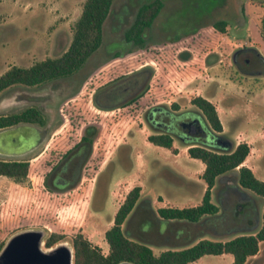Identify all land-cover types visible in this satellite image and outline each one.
Instances as JSON below:
<instances>
[{"label":"rangeland","instance_id":"obj_1","mask_svg":"<svg viewBox=\"0 0 264 264\" xmlns=\"http://www.w3.org/2000/svg\"><path fill=\"white\" fill-rule=\"evenodd\" d=\"M84 1L0 0V26L4 25L0 29V74L13 64L29 66L36 60L60 55L64 48L59 44L56 49L57 34L67 36L69 44ZM145 1L148 0H114L103 29L107 46L100 48L85 65L80 90L62 103L64 115L50 123L42 144L25 156L29 159L27 175L15 178L0 174V216L22 208L34 211L39 204V191L47 186L46 172L61 152L79 140L88 125L96 131L83 177L78 181L77 197L57 212L68 224L69 235L61 241L72 245L70 235L81 231L107 253L105 230L112 225L126 194L137 185L138 201L142 203L140 216L133 220H153L158 206L198 203L205 189L200 177L204 163L190 157L185 151L187 144L179 138L173 140L177 152L146 138L157 131L146 117L151 105L169 106L176 101L180 110L195 108L189 101L194 94L212 95L223 132L233 144L240 140L251 142L253 150L244 164L264 180V74H244L237 70L232 58L235 49L243 46H256L264 54V9L248 0H163V8L148 28L145 46H130L121 37L138 5ZM220 17L229 18L224 32L213 26ZM188 52L189 57L185 55ZM257 64L254 62L253 66ZM142 68L148 69L145 85L126 105L98 108L92 103L95 88ZM13 88L14 85L0 91V114L13 110L4 106L1 98ZM235 171L227 172L216 183L212 201L224 203L228 213L238 202L244 203L250 213L234 222L237 230L224 237L255 231L261 224L260 196L241 191L237 198L230 197L232 191H225L226 183L235 184ZM101 172H105L102 193L100 199L93 201ZM56 182L66 187L69 178L60 172ZM154 225L163 231L167 221H148L144 227ZM26 228L43 229V239L49 234L46 226L27 225L8 233L4 243L11 234ZM204 236L215 237L210 232ZM42 247L45 248L44 243ZM166 247L154 245L153 249L159 253ZM232 259L230 253L205 254L189 264H232ZM245 264H264V240Z\"/></svg>","mask_w":264,"mask_h":264},{"label":"trees","instance_id":"obj_2","mask_svg":"<svg viewBox=\"0 0 264 264\" xmlns=\"http://www.w3.org/2000/svg\"><path fill=\"white\" fill-rule=\"evenodd\" d=\"M248 1L264 9V0ZM113 2L114 0H85L80 16L74 23L73 36L67 49L58 56L36 60L29 66L13 64L0 74V91L16 83L29 85L68 76L80 69L104 42V24L111 13ZM163 6V0L140 3L132 22L124 30L123 39L129 42L130 46H145L148 28ZM228 22V17H220L213 22V26L224 32ZM261 22L264 36V11ZM114 53L118 55L119 52ZM185 55L189 57L190 53ZM251 56L264 60V56L255 46L236 48L232 58L237 70L249 75L264 74V67L254 70L253 61L256 58ZM189 101L195 108L180 110L176 101L171 102L169 106L161 103L151 105L146 117L157 131L146 138L172 152H177L173 140L175 137L179 138L187 144V154L204 163L200 173L205 182L201 200L187 206H158L155 207L153 220L141 217L133 220L134 217L140 216L139 206L136 207L140 186H134L117 209L112 225L105 230L109 245L107 253H104L99 245L93 244L81 231L70 235L73 264H116L121 260H130L136 264H189L205 254L223 253L232 255V264H244L247 257L257 253L260 242L264 240V180L257 177L252 168L243 163L252 151V144L240 140L232 149L226 150L221 141L228 139V136L223 132L215 103L202 94L192 95ZM21 118L32 119L29 110H23L20 114L13 111L0 114V129L11 127ZM95 131L96 128L87 129L82 136L88 141V152L91 150V139ZM28 169L27 160L0 157L2 175L23 178ZM235 169V183L238 188L262 198L261 224L255 231L224 237L237 230L234 222L250 213L249 206L244 203L238 202L231 213H228L224 203L219 205L212 201L216 183H219L227 172ZM79 180L65 189L46 186L40 190L39 204L34 211L22 208L20 211L0 216V249L8 233L27 225H43L49 229V234L44 239L45 247H50L69 235L67 222L62 220L57 212L59 208L75 200ZM234 196L238 198L240 195L232 192L230 197ZM156 219L167 221L163 231L155 225L149 229L144 227L148 221L155 222ZM206 232L212 233L216 238L205 237ZM154 245L167 247L155 253Z\"/></svg>","mask_w":264,"mask_h":264},{"label":"flooded vegetation","instance_id":"obj_3","mask_svg":"<svg viewBox=\"0 0 264 264\" xmlns=\"http://www.w3.org/2000/svg\"><path fill=\"white\" fill-rule=\"evenodd\" d=\"M3 26H0V29ZM107 42L104 40L98 50L105 48ZM66 43L68 44V37L63 36V33L59 32L56 37V49L61 44L60 47L64 48V52L69 45L65 48ZM98 50L91 54L80 69L71 75L52 78L29 85L16 83L10 93L1 96L2 101H4L2 103L4 106L7 105L13 108L12 111L18 114L23 110H29L32 119L21 118L11 126L14 128V136L11 141L0 142V155H10L13 156L12 159L27 160L29 162V159L25 156L35 151L42 144L50 123L54 122L59 115H64L62 112V103L66 100L67 96H71L80 90L84 82L83 69ZM251 57L256 58L253 63H258L253 67L254 70H259L264 67V60L262 61L256 56ZM246 61H248V58H246ZM147 75L148 69L142 68L135 72L113 78L93 90L91 101L98 108L124 106L141 92L145 85ZM87 129H94V126L88 125L85 130ZM83 134L73 145L61 152L57 160L50 166L46 172L45 181L47 186L53 189H65L71 186L74 181L83 177L84 164L91 153V150L89 152L87 151L88 141L82 138ZM60 172L65 173L69 178V183L66 187L57 185L56 178ZM104 173L101 172L98 175L93 201L100 199ZM224 188L226 192L232 191L238 193L242 191L236 183H226ZM141 203V200H139L136 203V207L140 206ZM257 222L258 217L255 219V224Z\"/></svg>","mask_w":264,"mask_h":264},{"label":"water","instance_id":"obj_4","mask_svg":"<svg viewBox=\"0 0 264 264\" xmlns=\"http://www.w3.org/2000/svg\"><path fill=\"white\" fill-rule=\"evenodd\" d=\"M13 136V127L0 130V142L11 141ZM221 142L226 146V150L234 146L229 138ZM44 233L43 229L26 228L11 234L0 249V264H73L72 245L66 241H59L43 248ZM116 264L136 263L121 260Z\"/></svg>","mask_w":264,"mask_h":264},{"label":"crops","instance_id":"obj_5","mask_svg":"<svg viewBox=\"0 0 264 264\" xmlns=\"http://www.w3.org/2000/svg\"><path fill=\"white\" fill-rule=\"evenodd\" d=\"M259 36L261 37V34H259ZM256 47V46H255ZM257 48V47H256ZM259 51H260V53L264 56V54L262 53V51L259 49V48H257ZM203 96H205V97H207L208 99H211L212 100V95H209V94H202ZM213 101V100H212ZM217 111H218V108H217ZM218 114H219V112H218ZM248 141V140H247ZM237 142H239V141H237ZM248 142H250V141H248ZM251 143V142H250ZM252 150H253V147H252ZM185 151H187V148H185ZM250 156V154L248 155V157ZM247 159V158H246ZM245 159V160H246ZM245 160H244V162H245ZM243 162V163H244ZM260 245V244H259ZM224 254V253H223ZM203 256V255H202ZM248 258V257H247ZM246 262V261H245ZM245 264V263H244Z\"/></svg>","mask_w":264,"mask_h":264}]
</instances>
